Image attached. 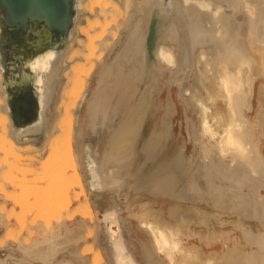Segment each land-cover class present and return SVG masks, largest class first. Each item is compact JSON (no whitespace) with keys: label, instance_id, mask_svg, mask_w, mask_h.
<instances>
[{"label":"bare ground","instance_id":"bare-ground-1","mask_svg":"<svg viewBox=\"0 0 264 264\" xmlns=\"http://www.w3.org/2000/svg\"><path fill=\"white\" fill-rule=\"evenodd\" d=\"M219 1L224 5V11H231L229 21H234L237 25L235 33H230V22L222 7L215 6L212 0H140L136 3L140 4L139 7L143 4L146 6L144 15L133 13L134 0H74L73 23L79 12L85 14L86 20L77 27L76 46L68 53L54 107L47 111L46 116L44 113L50 102L57 74L54 64L62 49L34 47L20 55L18 64L11 66L15 71L21 69L28 72L31 84L36 85L33 91L38 105V117L34 125L38 126L26 133H37L45 120L42 138H21L17 135L18 132L10 130L5 103L7 96L1 85L4 72L1 59H4L5 65L8 62L4 47H0V154H4L3 163L5 157L11 159L14 174L19 172L26 176L27 167L14 163L32 165L34 161L30 154L43 144L45 156L39 174L46 177L50 173L47 175L50 176L48 179L51 181V178H55L51 185L53 188L57 187L58 191L55 196L48 195L54 196L55 200L48 199L50 197L46 196L47 193L45 196L48 200L44 203L50 204V200L56 204L61 203L58 197L63 201L71 190H78L73 199H83L73 216H80L83 222L93 219V212L82 182L79 155L84 157L87 164L85 170L88 171L90 192H116L131 174V151L144 120L148 115L154 118L153 127L141 149L143 164L150 162L153 167V174L148 177L145 185L155 200L161 197L174 204L169 207L166 216L162 210L153 212L152 209L144 210L138 216L134 215L137 216L138 228L149 237L150 249L147 243L143 245V249L147 258L152 261L150 264H264V198H261L260 187L255 183L256 179L264 181V160L258 148L261 124L255 125L251 120L255 87L259 79L264 77V0ZM152 14L153 19L149 25ZM125 21L131 30L139 23L142 25L143 33L138 44L135 45L132 38H126L128 33H120ZM179 22L186 24L183 27ZM5 35L6 29L2 24L0 11V42L4 41ZM70 38L71 33L68 39ZM175 47L178 50L176 55L173 50ZM219 47L221 51L217 52ZM195 56L197 63L193 84L196 86L190 85L185 91L184 83L178 88V97L183 107L170 88V85L175 84V73L170 76L169 82L163 78L166 83L157 92L160 100L166 94V103L157 102L153 84L157 83L158 76H164L165 69L162 66L172 70L175 64L177 66L179 57V64L189 66L192 71ZM93 74L95 79L91 97L80 120L76 112L86 102L88 81ZM261 89L259 94L264 98V86ZM155 104L157 107H154ZM194 110L197 112L198 126L193 116ZM181 111L188 131L187 141L192 142L193 148V154L188 158L185 155L186 144L175 155L168 145L172 142L168 141L173 134L172 118ZM188 115L192 117L191 123ZM159 121H163L165 126L155 131ZM122 127L124 128L121 129ZM89 130L93 133L106 130L97 146L83 142L85 133ZM5 163L8 174L11 171L8 172V169H12L8 167L11 163ZM16 166L24 169L19 171ZM3 170H0V174ZM1 176L2 181L10 178L7 175L4 178V174ZM46 178L38 177L40 181ZM18 179L23 182L32 180L28 177ZM17 180L16 182H21ZM32 183L34 182H30V185ZM47 183L46 186L43 183L41 185L47 188L50 185ZM1 184L0 196H4L0 200L1 206L13 202L21 208L20 203L24 200L22 209L15 206V209L22 210L18 214L23 215L25 210L30 212L33 208L43 211L48 209L45 211L48 214L44 215L51 219L55 215L53 213L60 212L52 204L42 206L36 203L43 208L36 207L37 205L28 208L32 205L27 204L29 200L26 197L31 192L35 193L33 191L36 187L31 190L36 186L34 184L22 188L11 181L9 188L20 187L19 199L14 198L16 194L11 193L12 190L10 193L4 190L5 181L0 182ZM41 193L38 191L36 194L41 196ZM36 194H33L35 202L45 201ZM65 203V206L62 204L63 207H69L71 199H66ZM6 209L13 212L12 207ZM39 210H36L35 217L42 220L44 218L47 223L46 220L50 219ZM210 211H224L235 215L241 236L231 237L224 235V232L222 235L216 234L213 225L215 217ZM1 212V225L5 223L12 229L9 227L10 230L7 228L1 233L0 247L12 241L19 245L23 253L32 254L43 264H47L57 247L52 236L49 233V236L31 235L29 230V240L24 237L29 242L18 243V236L12 232L17 223L22 229L24 225L21 224L24 222L20 220L24 217L21 219L22 215L11 213L14 217L17 216L15 219L19 222L16 223L8 215L10 213L5 215V219ZM101 215L98 218L100 230L113 255V264H135L133 255L131 257L126 254L127 247L116 208L104 210ZM54 218L57 219L56 225H59L60 217L55 215ZM254 227H257V232ZM197 242L201 243L203 253L188 247ZM86 246L90 248L87 249ZM86 246L84 250L87 249V252L83 253L82 249V254L92 253V264L102 263L101 252L92 248L91 243ZM152 256L158 257L156 261L151 259ZM0 264H4L1 259Z\"/></svg>","mask_w":264,"mask_h":264},{"label":"rangeland","instance_id":"rangeland-1","mask_svg":"<svg viewBox=\"0 0 264 264\" xmlns=\"http://www.w3.org/2000/svg\"><path fill=\"white\" fill-rule=\"evenodd\" d=\"M134 1H135V6L132 9L133 11H135L140 6L139 3H136V2H140V0H137V1L134 0ZM83 2H82V4H83ZM207 2H209V1H207ZM153 15L154 14L151 15V18H150L149 23H148L149 25H151V21L153 19ZM85 20H86V16H85V14L83 12L77 13V19H76V21L74 23V26L72 28L71 38L68 41L66 47L64 48V51H63V53H62V55L60 57V60H59V64H58V67H57V74H56V77H55L56 79L54 80L53 89H52V96H51L50 102L48 103V105L46 107V110H45V113H44L45 116H46L47 111L50 108L54 107V103H55V100L57 98V94H58L59 89H60V78H61L63 72L66 69L65 62H66L68 53L70 52V50H71V48L73 46H76V42L78 40L77 32H76L77 27L79 26V24H81V22L83 23ZM179 24L184 27L186 23L185 22H183V23L182 22L181 23L179 22ZM219 27L221 28L220 25H219ZM230 38H232V37L230 36ZM216 50H217V52H219V51H221V48L219 47ZM178 56H179V54H178ZM177 60H178L177 66L173 70V73H175V76L173 77V80L175 81L176 76H177V78H179L181 80L182 85H183L184 83L186 84V83H188V82L191 81V79H192L191 72L192 71L190 70V67L189 66H187V65L184 66V65H180L179 64V57H177ZM95 74H93L92 77H91V79L88 81V87H87L88 89L86 91V94H87V96H86L87 97L86 102L76 112V115H79L80 116V120H82V118L84 116V113H85V110H86V106H87V102L89 101V99L91 97L92 85H93V82H94V79H95ZM165 80H167V82H169V80H170V74L169 73H166L165 74ZM259 80L260 81L256 84V87H255L256 90H255V97H254V101H253V103H254L253 105L254 106H253V112L251 114V120H252V122L255 125L256 124H259V123L261 124V130H260L261 136H260V139H259V142H258V148H259V151H260L259 153H260L262 159L264 160V132H263L264 131V119H263L264 116H262V115H264V98H263V96H262L261 93L259 94V92L262 90L261 87L264 86V77L260 78ZM261 82H263V83H261ZM85 85H86V83H85ZM90 86H91V88H89ZM194 86H196V84ZM170 88L172 89V92L174 93V95L176 96L177 100L181 104V101L179 100V97H178V93H179L178 87L175 84H173V85H170ZM201 92L204 93V91H201ZM156 99H157V102H159V103L162 102V101H164V103H166L165 102V100H166V94L163 95V97H162L163 100L162 99L160 100L158 98V96L156 97ZM261 104H263L262 105L263 108L261 107ZM178 106L180 107L179 104H178ZM182 107H183V105H182ZM189 114H192V112L189 111ZM193 116L195 117V120H196V126H198V120H197V112H196V110H194V115ZM148 117H150V118H148ZM153 124H154V118H152L150 115H148L146 117V119L144 120L143 124H142L143 127H141L140 134H139L137 140L135 141V143L133 145V148H132V151H131L132 154H133V158H132V161H131V168H132L131 174H130V176L127 177V180L128 181L127 180L125 181L124 185L119 188L118 192L109 191V190H107L105 193H102V194L101 193L96 194V193L90 192L89 184H88L89 183L88 182V178L85 176V174L83 173L82 169H80V173L82 172L81 174H83L82 175V182H83V186H84V189H85V193H86V196L88 198V201H89V203H90V205L92 207V212H93V219H91V220L90 219H87V221H89L91 227L87 229L86 237L93 235V236L88 237V238H93L94 239L95 238V235H97L99 233V230L97 229V223H96L98 221L96 219L97 213L95 214L94 207L92 205L93 202H94L93 201L94 199H96V198L98 199L99 208L101 210L100 212L104 211L105 209H107L109 207H114V206L121 207L122 212L119 215V223H120V226H121L122 235H123V238L125 240V244H126L127 249L132 253L133 257L135 258V260L139 264H150L152 261H150L147 258L146 254L144 252V249H143V245L146 244V243L148 244V247L150 249V245H149V242H148L149 237L140 228H138L139 226H138V221H137V216H138L137 214H139L140 212H142L144 210H147V209H150L151 210L152 209L153 212L154 211H158V210H162L163 213H164V216H166L167 213H168L169 207L174 204L173 202H171V201H169L167 199H163L161 197H159V198H157V200H155L153 197H151V195L148 192V190L146 188V185H145L148 177L151 174H153V167H152V164L150 162L147 163V164H143V160L144 159H143V156H142L141 149H142V145H143L144 140L149 135V133H150L152 127H153ZM163 125H164V122L163 121H159L157 123V125H156V127H155L154 130L156 131V129L161 128ZM171 125H172V128H173V134H172V138L170 137L168 141L171 142V140H172V142L171 143L168 142L169 143L168 145L171 147L172 154L173 155L177 154L179 152L181 146L183 144H186L187 150H186V154L185 155H186V158L190 157L193 154L192 142L191 141L190 142L187 141V139H188V137H187L188 136L187 135L188 131H187L186 123L184 121V114H183L182 111L179 112V114H177V115L175 114L174 118H172ZM158 126H160V127H158ZM9 127L11 128L10 121H9ZM123 128L124 127H122L121 129H123ZM44 130H45V120L42 122L41 130L39 131V134L36 135L35 137L36 138H42V136L44 134ZM98 131L99 132H96V133H93L90 130L89 131H86L85 136L83 138V142L85 144H93L94 143L93 145L94 146H97L98 141L102 137H104L105 134H106V130H102V131L98 130ZM142 133H144V134H142ZM180 133L182 135H180ZM23 138H29V137H23ZM197 139H199L198 138V135H197ZM90 141H92V142H90ZM42 145L43 144L39 145V148L30 154V156L33 157V161H34L32 163V165H29L28 166L27 163L25 164L24 162H19L20 164L19 163H14V165H18L20 167H23L24 166L25 168L27 167V168L30 169V172H29V170L27 168H26V171L27 172H25V170L22 171V172L27 173V174H25L26 176H24V173L22 174V173H19V172H15L16 175L18 176L17 177L14 174V170H15V169H13L14 167L13 166H12L13 168L11 167V165L13 164V161L11 159H6V157H5V162L8 163V161H10V163H11V164L8 163L9 164L8 167H11L13 169V171L10 168L8 169V172L10 170L13 172L12 173L13 174L12 177L10 176V172L11 171L7 174L6 173L7 172L6 171L7 170V167L6 166L7 165H6L5 162H4L5 163L4 164L3 163V160H2L4 154H0L1 155L0 156V158H1L0 160L2 161V162L0 161V170L2 171L4 169L3 170V173H1V174L2 175L4 174V178L6 177V175L8 177L12 178V179L9 178L10 181H8L9 179L8 180L6 179V180H3V181L0 180V182H3L4 183V181H5L6 184H3V188H4V190L6 189L5 191H7V193L8 192L10 193V190L13 191V192L11 191V193H14L15 192V194L17 195V197H16V195L15 196L12 195V196H14V198L17 199L19 197L18 194L20 193L19 192L20 187H18V186L15 185L16 188H11V187L9 188L8 185L11 183V181L13 183L15 182V184H17V185H19V186L22 187L21 183L23 181H21L19 179L17 180V178H25V177H28L29 179H32L33 180V178L36 176L33 181L32 180H30V181H26L25 180L22 183V184H24L23 187L25 188L26 185H30V182H34V183H32L30 185V186H33V184L36 185L33 188L31 187L32 188L31 190H34V188L36 187L35 190L33 191L35 193H33V194L35 195L36 193H38V191H39V193L42 192L41 193V196L39 194H36V196L37 197L39 196L38 198H42V200H45V201H43V202L40 201L38 203L37 202L38 200H37L35 202V199L33 197V194L30 191L31 192V195H29L28 198L26 197L28 195L25 196L26 199H27V201L29 200L28 202L26 201L27 204L29 203L30 206L32 205L31 207H28V208H33L34 205L36 206L37 204H41V205L42 204H45V203H47L46 201L48 199H51V198H53V200H55V197L54 196L56 195V192H58L57 191V187L56 188H53V186L51 185V184H53L51 182L55 178L54 177L51 178V179H53L51 181H50V179H48L50 176H47V175H50V173H48L47 175H45L47 178L44 177V176H42V173L39 174L40 173L41 162H42V159L45 156V149L43 148ZM23 157H25V155ZM200 159L202 160L201 156H200ZM140 163H142V164H140ZM15 168L17 170H19V171H20V169H22V168L19 169V167L17 168V166ZM201 168H203V165H201ZM28 172L31 173V174L29 175ZM1 174H0V179H2ZM13 177L17 181H21V182H16V180H14ZM38 177H42V178H46V179H43L44 181L43 180L40 181L38 179ZM36 180H39V181H36ZM47 180H49L48 183H47ZM136 180H138V181H136ZM260 181H261L260 179H256L255 180V183H257V186L260 187L259 188V193L261 194V198L262 197L264 198V181H262V182H260ZM25 182L26 183L28 182V184H25ZM41 182L45 186H46V183H47V185L50 184L48 186L50 188V190H49L48 187L47 188L45 187L46 188L45 189L43 187V185H41L42 184ZM18 183H20V184H18ZM259 183L262 184V186ZM5 185H7V186H5ZM0 186H2V184ZM39 186H41L40 189H39ZM16 190H17V192H16ZM21 190L22 191H25L24 189H21ZM26 190H27V188H26ZM46 190L47 191H50V193L47 192ZM246 190H247V188H245V191ZM77 191L78 190H71L66 195V197H69V198H66L65 196H63V198L65 197V199H64L65 202H66V199H71V203L68 205L69 207H65V208L63 207V205L65 206L66 203L63 202L64 200L61 201V197H58L59 198L58 200H60L59 202H61V203H58L57 202L58 204H56V203H54V201L50 200V204H45L47 206L52 204V205H54L57 208L58 207L61 208V210L59 208L58 209L56 208V210H59L60 211L59 213L58 212L53 213V214L58 215L60 217V220H59L60 224L59 225H56V220L57 219L54 218L55 215L51 219H50V217L46 216L48 214V212H45V211L48 210V209H44L45 211H43L42 209L39 210L38 208L37 209L36 208H33V209H31L30 212H28V211H26L24 209L25 210V213L23 215H25V216H23L22 214H18V212L22 211L20 209L23 208L22 207V201H24V200L21 201V203H20L21 205L18 202V204L21 206V208L19 206H16L13 202L5 203L4 205H6V207L4 205L3 206L0 205V209L3 208V210H1L2 212L1 211L0 212L3 214V217L5 219H7V217L5 215H7L8 213H10V211H9L10 209H6V208L12 207L13 208V212L15 214H17L18 216H21L22 215L20 217L21 219H22V217H24L23 220H20V221L24 222V224H21V225H24V226H22V229H21L20 226H19V224L17 223V222H19V220L16 221V219H15V217H17V216L14 217L13 215H11V213H13L12 211H11L10 214H8L9 216L11 215L10 217L13 218L14 221H16V223H17L16 224L17 227L16 226L14 227L15 228V231L12 232V233L14 235H17L18 236V239H17V240H19L18 243L20 242V240L29 242L28 241L29 240V236H30L29 235V230H30L31 235H34L35 234V236H40V235H44V234L46 236H49V234H50V236H52L51 238L56 243L55 239L57 238L58 233L60 232V230L62 228H65L64 227V222L65 221L72 220L74 218L73 213L81 205L80 202L82 201L83 198H80V199H77V200H74L73 199L74 196L77 195V193H78ZM21 193H23V192H21ZM50 194H52V195L54 194V196H52V195H51L52 197L51 196H48ZM45 195L48 196V197H50V198L47 197L48 198L47 199ZM0 197L1 198H4V196H0ZM9 197H11L10 194H9ZM44 197H45V199H44ZM16 199H14V200H16ZM24 204H26V203H24ZM24 204H23V206H24ZM7 205H9V206L7 207ZM15 206L16 207H19L20 209L19 208L15 209L16 208ZM73 206H75V208L71 209ZM36 207H40V206L37 205ZM40 208H43V207H40ZM36 210H39V212L41 214L43 213L42 215H44V213L45 214L47 213L44 216L48 217L50 220L49 221L46 220L47 223H45V221H44L45 219L43 218V216H42L43 220L40 217L39 218H36L35 217V215L37 213ZM52 210H55V209H52ZM210 212L215 217V219L213 220V225H214V228H215L214 230H215L216 234L222 235V233L224 232V235L228 234L231 237L241 236V231L239 230L238 224H237L238 223L237 222L238 220H237V217L235 215H230V214H228V213H226L224 211L223 212H221V211H210ZM40 213H39V215H40ZM27 214H29V215H27ZM49 214H51V213H49ZM134 215H137V216L134 217ZM34 217H35V219H34ZM78 217H80V216H78ZM0 218H1L0 220H2V217L1 216H0ZM250 221L253 222V223H255V221H252V220H250ZM0 225H1V221H0ZM30 225H32V226H30ZM2 226L4 227L5 231L8 230L7 228L10 227V226L7 227L5 225V223ZM44 226H46V227H44ZM10 228H9V230H10ZM19 228H20V231L18 230ZM254 230L257 232V227H254ZM17 231H19V234H17ZM93 231H94V233H93ZM52 232H53V234H52ZM203 235H205V233H203ZM24 237L26 239H28V240H24L25 239ZM30 239H33V237L30 238ZM8 242H10V241H8ZM7 243H6V245H7ZM188 247H190L192 249H196V250L202 252L201 251V243H198V242H197V244H194L193 243V244L188 245ZM86 248L89 249L90 246L89 247L87 246ZM92 248H94L93 245H92ZM84 249H83V251H84L83 253H86L87 252L86 251L87 249L86 250H84ZM153 256L151 257V259H153V260L155 259L154 261H156V258H158V257L155 258ZM147 259L149 260V262H147L148 261Z\"/></svg>","mask_w":264,"mask_h":264},{"label":"water","instance_id":"water-1","mask_svg":"<svg viewBox=\"0 0 264 264\" xmlns=\"http://www.w3.org/2000/svg\"><path fill=\"white\" fill-rule=\"evenodd\" d=\"M0 11L2 24L6 30H20L30 24H39L55 38H62L65 41L64 48L70 40L68 39L69 34L72 35L75 17L74 0H0ZM4 45V42H0V47ZM64 48L54 65L55 67H58ZM1 56H3L2 53ZM3 61L2 58L4 72L1 85L7 96L5 103L11 130L14 133L18 132L17 135L20 137H28L30 133H26V131L38 126L34 125L38 117V105L33 91V87L36 85L31 84L29 73L21 69L13 71V74L17 73V78L10 77L13 83H7L5 75L7 65ZM21 88L25 89V92L22 93ZM41 126H39V131Z\"/></svg>","mask_w":264,"mask_h":264},{"label":"flooded vegetation","instance_id":"flooded-vegetation-1","mask_svg":"<svg viewBox=\"0 0 264 264\" xmlns=\"http://www.w3.org/2000/svg\"><path fill=\"white\" fill-rule=\"evenodd\" d=\"M212 1H213L215 6H221L222 7V10L224 12V15L226 16L227 21L230 22L229 20H231V11H227V12L224 11V5L222 4L221 1H219V0H212ZM146 10H147L146 6L143 4L142 7H138L135 11H133V10L132 11L135 14H143L144 15L146 13ZM229 24H230V33L231 32L235 33L237 25L235 24L234 21H233V23L230 22ZM120 30H121L120 33H122V34L128 33L126 38H130V39L132 38V42L134 41L135 45L140 42L141 34L143 33V27L140 23L137 27H134L131 30L130 26L128 25V22L126 23V21H125ZM3 42L5 43V45L3 46L5 58L8 62L7 72L5 73L6 78H7V83H13V81H12V79H10V77L11 78H13V77L17 78V76H15V73L13 74V71H15V70H13L11 68V66L18 64V59H19L21 54H23L24 52H26V51L34 48V47L43 48V49L59 48V49L63 50L64 43H65V41L62 40V38H55L54 35L50 34L48 31L44 30L39 24H30L25 29H20V30H6V35H5V39ZM160 46H163V44ZM168 46H170V45L168 44ZM159 47H158V49H159ZM158 49H157V52H158ZM173 50H174V53L176 55L177 51H178L177 48L175 47ZM61 52L62 51H60L59 55L61 54ZM197 57H198V52H197ZM57 61H58V59H57ZM192 62H193V70L191 73L192 79L190 82L186 83L185 89H184L185 91L190 85H192V86L194 85L193 80H194V76L196 74V63H197L196 56L193 58ZM162 67L165 69V72H163L164 76L163 77L158 76V79L156 80L157 83L153 84L154 88H156L154 90V96L155 97H157V92L161 88L162 84L164 85L166 83L164 80L165 74L169 73L170 76H173V70L176 68V64L172 70H167L164 66H162ZM175 84L178 88L181 87V85H182L181 80L179 78H177V76L175 79ZM21 91L23 93V92H25V89L21 88ZM156 105L157 104H155L154 107H157ZM187 118H189V122L191 123L192 117H190L188 115ZM191 130H192V128H191ZM180 135H182V134L180 133ZM186 150L187 149L185 148V154H186ZM79 160H80V165L82 167L83 173L85 174L86 177H88V171L85 170L87 164L84 160V157L82 155H79ZM114 208H116V214L119 217V215L122 212V209L119 208L118 206H114ZM125 250H126V254H128V256L132 257V255H131L132 253L128 249H125ZM134 261H135V264L136 263L138 264V262L135 259H134Z\"/></svg>","mask_w":264,"mask_h":264},{"label":"crops","instance_id":"crops-1","mask_svg":"<svg viewBox=\"0 0 264 264\" xmlns=\"http://www.w3.org/2000/svg\"><path fill=\"white\" fill-rule=\"evenodd\" d=\"M36 135L37 133L29 134L28 137L33 138ZM106 191L95 192V193L102 194V193H105ZM0 200H1V197H0ZM93 203L95 204V205L93 204V207H94L95 214L97 213L96 219L98 220L99 217H102L101 212H100L101 210L99 208L98 199H95ZM73 208H75V206H73L71 209ZM110 208H114V207H109L107 209H110ZM79 218L78 216H76L72 220L64 222L65 228H62L60 232L58 233L57 238L55 239L57 247L54 250L55 251L54 255L51 256V259L47 264H74V263L75 264H92L91 261H93L92 260L93 254L92 253H88L87 255L82 254V249H84L88 243L89 244L91 243V245H93L95 249H98L101 252L103 261L100 264H113L112 255L106 243V237L103 233H101V230H100L99 221L96 222L99 233L95 235V238L93 239V238L86 237L87 229L91 227L89 221L84 220L83 222V220ZM4 232H5L4 227L0 225V236ZM68 237L70 238L68 239ZM11 242L12 241L8 242L5 247H0V259L4 262V264H15V263L16 264H19V263L20 264H43V262L39 261L32 254L27 255L23 253L22 249L19 248V245H17L14 242L12 243ZM33 257H35L34 261H33Z\"/></svg>","mask_w":264,"mask_h":264}]
</instances>
